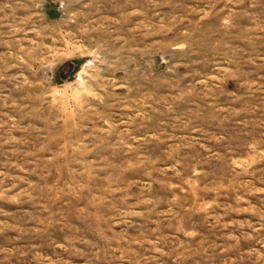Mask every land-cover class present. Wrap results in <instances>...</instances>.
Returning a JSON list of instances; mask_svg holds the SVG:
<instances>
[{"label":"rangeland","instance_id":"rangeland-1","mask_svg":"<svg viewBox=\"0 0 264 264\" xmlns=\"http://www.w3.org/2000/svg\"><path fill=\"white\" fill-rule=\"evenodd\" d=\"M0 264H264V0H0Z\"/></svg>","mask_w":264,"mask_h":264}]
</instances>
